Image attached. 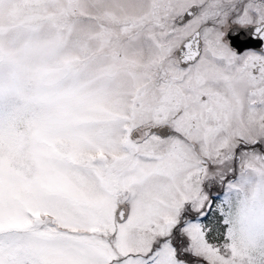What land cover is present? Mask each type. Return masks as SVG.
<instances>
[{"label": "snow or ice", "instance_id": "obj_1", "mask_svg": "<svg viewBox=\"0 0 264 264\" xmlns=\"http://www.w3.org/2000/svg\"><path fill=\"white\" fill-rule=\"evenodd\" d=\"M0 264H264V0H0Z\"/></svg>", "mask_w": 264, "mask_h": 264}]
</instances>
